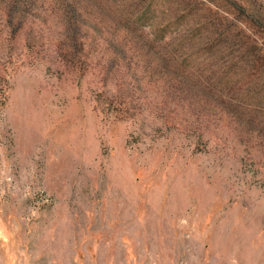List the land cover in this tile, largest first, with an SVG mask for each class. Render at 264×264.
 Instances as JSON below:
<instances>
[{"label": "rangeland", "instance_id": "1", "mask_svg": "<svg viewBox=\"0 0 264 264\" xmlns=\"http://www.w3.org/2000/svg\"><path fill=\"white\" fill-rule=\"evenodd\" d=\"M0 264H264V0H0Z\"/></svg>", "mask_w": 264, "mask_h": 264}, {"label": "trees", "instance_id": "2", "mask_svg": "<svg viewBox=\"0 0 264 264\" xmlns=\"http://www.w3.org/2000/svg\"><path fill=\"white\" fill-rule=\"evenodd\" d=\"M136 25L140 26H146L147 24H142V22L138 23L137 19L134 20Z\"/></svg>", "mask_w": 264, "mask_h": 264}]
</instances>
